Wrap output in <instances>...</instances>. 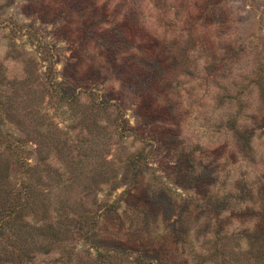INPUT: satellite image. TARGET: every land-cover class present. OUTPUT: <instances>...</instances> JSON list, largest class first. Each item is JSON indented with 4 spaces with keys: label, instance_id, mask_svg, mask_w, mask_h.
Here are the masks:
<instances>
[{
    "label": "rangeland",
    "instance_id": "rangeland-1",
    "mask_svg": "<svg viewBox=\"0 0 264 264\" xmlns=\"http://www.w3.org/2000/svg\"><path fill=\"white\" fill-rule=\"evenodd\" d=\"M0 169V264H264V0H0Z\"/></svg>",
    "mask_w": 264,
    "mask_h": 264
},
{
    "label": "trees",
    "instance_id": "trees-1",
    "mask_svg": "<svg viewBox=\"0 0 264 264\" xmlns=\"http://www.w3.org/2000/svg\"><path fill=\"white\" fill-rule=\"evenodd\" d=\"M72 97H74V94L71 95ZM69 102V100H68ZM1 169H0V174H1ZM24 204L23 203H19L18 200L10 202V203H4L3 205H0V234L2 231V228L10 223H13V220L16 221V219L19 217V212L22 210ZM23 213V211H21ZM19 214V215H18ZM27 221V220H26ZM37 228H44L48 231H52V230H57L54 226L53 227H49L48 226H43V225H38ZM261 233H258L256 235L253 236V238H251L252 241H257V239L260 237ZM263 238V237H262Z\"/></svg>",
    "mask_w": 264,
    "mask_h": 264
}]
</instances>
